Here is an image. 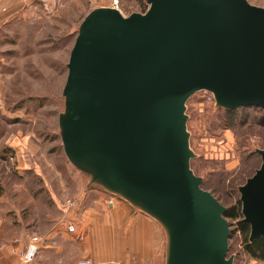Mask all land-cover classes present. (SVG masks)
I'll list each match as a JSON object with an SVG mask.
<instances>
[{
  "label": "water",
  "instance_id": "95a60500",
  "mask_svg": "<svg viewBox=\"0 0 264 264\" xmlns=\"http://www.w3.org/2000/svg\"><path fill=\"white\" fill-rule=\"evenodd\" d=\"M146 13L92 10L66 65L59 132L87 181L162 228L165 264H234L227 208L191 162L187 102L264 111V8L248 0H145ZM261 166L238 188L249 242L264 237Z\"/></svg>",
  "mask_w": 264,
  "mask_h": 264
},
{
  "label": "rangeland",
  "instance_id": "374dc122",
  "mask_svg": "<svg viewBox=\"0 0 264 264\" xmlns=\"http://www.w3.org/2000/svg\"><path fill=\"white\" fill-rule=\"evenodd\" d=\"M248 1L264 8V0ZM101 7L116 8L126 17L149 9L145 0H118V4L55 0L52 6L42 5L0 27V59L5 64L2 68L0 60V260L5 259L6 247L20 239L26 249L32 236L40 243L29 264H53L57 255L51 235L66 232L74 255L66 264H77L83 234L66 229L76 226V219L59 223L61 205L77 198L85 201L95 191L120 199L97 187L86 189L87 180L64 154L58 124L64 111L66 65L79 26L88 13ZM187 115L191 148L197 155L192 169L203 178V188L228 209L240 200L238 188L261 166L255 152L264 149V127L258 125L264 111H237L232 120L216 108L211 94L200 92L187 102ZM227 220L234 264H264L245 254L237 222ZM10 253L14 254L12 249ZM165 259L164 249L161 264Z\"/></svg>",
  "mask_w": 264,
  "mask_h": 264
},
{
  "label": "crops",
  "instance_id": "0c3cea01",
  "mask_svg": "<svg viewBox=\"0 0 264 264\" xmlns=\"http://www.w3.org/2000/svg\"><path fill=\"white\" fill-rule=\"evenodd\" d=\"M54 2L0 0V27L42 5L52 6ZM0 60L3 68L4 60ZM111 200L114 205L110 204ZM76 206L79 208L75 209ZM61 207L63 212L59 213V223L76 219V233L79 231L83 234L81 246L76 252L79 258H88L97 263L123 261L130 264H161L166 242L162 228L151 217L122 199H109L95 191L85 201L77 198L72 207L63 204ZM68 235L66 232L52 233L57 255V259H50L54 260L53 264H66L68 256L73 255L72 242L66 239ZM20 241L17 240L15 246L5 248L6 254L2 252L5 259H1L0 264H18V256L25 250L24 243ZM10 249L14 254L10 253Z\"/></svg>",
  "mask_w": 264,
  "mask_h": 264
},
{
  "label": "trees",
  "instance_id": "16d2710c",
  "mask_svg": "<svg viewBox=\"0 0 264 264\" xmlns=\"http://www.w3.org/2000/svg\"><path fill=\"white\" fill-rule=\"evenodd\" d=\"M257 109H260V108L242 107L236 110H229V111L224 110V112L229 118L233 120L235 116H237L236 115L237 111H241V110L248 111V110H257ZM241 116L246 117L243 115ZM243 122L244 121L242 120L241 125H244ZM258 125L261 127H264V116H262V119L258 121ZM225 218L237 222L238 231L243 236L245 254L249 255L251 258L256 259V260H264V237L260 238L259 240L254 241L253 243L249 242L250 226L243 222L242 204L240 200H238L234 206L226 210Z\"/></svg>",
  "mask_w": 264,
  "mask_h": 264
},
{
  "label": "built area",
  "instance_id": "2783aa9c",
  "mask_svg": "<svg viewBox=\"0 0 264 264\" xmlns=\"http://www.w3.org/2000/svg\"><path fill=\"white\" fill-rule=\"evenodd\" d=\"M115 4H118V0H115ZM110 204L114 205L113 200L110 201ZM67 206L72 207L73 202L68 201ZM66 229L69 233H76V227L73 224L68 225ZM39 243H40V239L38 237H32V236L29 237L27 248L22 253L19 254V260L21 264H29L34 260L38 250ZM77 264H130V263L123 261H108V262L97 263L88 258H80Z\"/></svg>",
  "mask_w": 264,
  "mask_h": 264
}]
</instances>
